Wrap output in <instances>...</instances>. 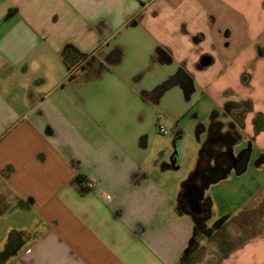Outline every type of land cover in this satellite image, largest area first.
<instances>
[{
  "label": "crops",
  "instance_id": "1",
  "mask_svg": "<svg viewBox=\"0 0 264 264\" xmlns=\"http://www.w3.org/2000/svg\"><path fill=\"white\" fill-rule=\"evenodd\" d=\"M263 172L264 0H0V264H264Z\"/></svg>",
  "mask_w": 264,
  "mask_h": 264
},
{
  "label": "rangeland",
  "instance_id": "2",
  "mask_svg": "<svg viewBox=\"0 0 264 264\" xmlns=\"http://www.w3.org/2000/svg\"><path fill=\"white\" fill-rule=\"evenodd\" d=\"M208 108V107H207ZM211 109H205L201 105H196L194 109H191L188 111L185 115H183L180 119V126L182 127V134L183 137L180 139V142H176L174 146V150H177L178 157H180L181 160V170L184 171L187 169V174L190 170L193 168V155L196 158V155H198V149L200 148V142L203 139V132L200 134H196L195 132V127L198 122L207 125L208 124V114L210 110L215 108L214 106L211 105ZM158 140V137L157 139ZM250 170L249 176L250 177H255V174L257 173L255 167L253 165H250ZM264 173V172H263ZM186 174V176H187ZM263 179V178H262ZM262 179H259L260 181H263ZM254 181V180H253ZM254 187L256 186V182H253ZM210 191V189H208ZM228 192H226V195ZM247 195V194H246ZM246 195L243 193H239L238 195H229L226 197L227 203L225 204V209L227 210H236L237 207L242 203L241 201L246 198ZM218 203V204H217ZM215 211L218 212L219 210L222 209L221 201L219 200L218 202L215 203ZM215 212V213H216ZM217 217V214L212 216V220ZM200 240V239H199ZM211 243L206 242V248L210 247Z\"/></svg>",
  "mask_w": 264,
  "mask_h": 264
},
{
  "label": "trees",
  "instance_id": "3",
  "mask_svg": "<svg viewBox=\"0 0 264 264\" xmlns=\"http://www.w3.org/2000/svg\"><path fill=\"white\" fill-rule=\"evenodd\" d=\"M65 59H67V56H64ZM245 163V157H243L241 159V161L237 164V169L240 170L243 165ZM217 166H218V173L216 174V178H211L209 179V181L212 180H216L222 177V174L225 170H227L229 168V166H231L232 161L231 158L228 156V154L226 152H223L220 154V156L217 158ZM72 184L75 185L77 191L80 194H85L88 191H90L91 187L88 184L85 176L83 174H79L77 175L73 180H72ZM190 186V185H188ZM184 194V191H182L181 195ZM195 236L192 237L191 242L189 244V246L187 247V249L185 250V252L183 253V255L180 258V264H191V254L193 253V251L197 248L198 246V237H200V231L201 228H199L198 226H195ZM197 236V238H196Z\"/></svg>",
  "mask_w": 264,
  "mask_h": 264
},
{
  "label": "water",
  "instance_id": "4",
  "mask_svg": "<svg viewBox=\"0 0 264 264\" xmlns=\"http://www.w3.org/2000/svg\"><path fill=\"white\" fill-rule=\"evenodd\" d=\"M198 192H199L198 189L194 186L187 187V193L189 194L190 197L194 199L197 197Z\"/></svg>",
  "mask_w": 264,
  "mask_h": 264
},
{
  "label": "flooded vegetation",
  "instance_id": "5",
  "mask_svg": "<svg viewBox=\"0 0 264 264\" xmlns=\"http://www.w3.org/2000/svg\"><path fill=\"white\" fill-rule=\"evenodd\" d=\"M211 149H213V147L210 146V150H211ZM219 156H220V154H217L216 159H217ZM240 161H241V160H240ZM240 161H239V162H240ZM239 162H238V163H239ZM213 170H214V169H213ZM209 171H211V170H209ZM203 172H204V171H203ZM184 206H186L187 208H189V209H191V210H192V209H195V208H194L195 206H193L192 203H190V204H186V205H184ZM198 208H199V206H198ZM204 210H205V209H204ZM204 210H203V206H202V207H201V212H200V214L203 213Z\"/></svg>",
  "mask_w": 264,
  "mask_h": 264
},
{
  "label": "built area",
  "instance_id": "6",
  "mask_svg": "<svg viewBox=\"0 0 264 264\" xmlns=\"http://www.w3.org/2000/svg\"><path fill=\"white\" fill-rule=\"evenodd\" d=\"M158 130L160 133H166V129H164L163 127H158Z\"/></svg>",
  "mask_w": 264,
  "mask_h": 264
}]
</instances>
